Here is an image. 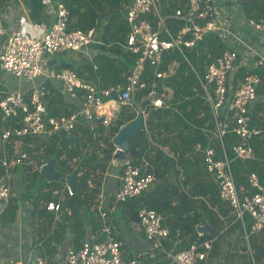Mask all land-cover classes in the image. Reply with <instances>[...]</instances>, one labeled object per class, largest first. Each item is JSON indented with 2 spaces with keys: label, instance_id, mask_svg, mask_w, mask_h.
I'll return each instance as SVG.
<instances>
[{
  "label": "trees",
  "instance_id": "1",
  "mask_svg": "<svg viewBox=\"0 0 264 264\" xmlns=\"http://www.w3.org/2000/svg\"><path fill=\"white\" fill-rule=\"evenodd\" d=\"M8 1L10 0H0V9ZM22 1L29 12L30 19L37 24L44 19L50 5L57 7L58 3H62L70 10V31L98 29L105 19L112 23L125 25L122 29V33L125 34L121 45H118L115 51L113 50V54L118 57L106 58L107 62L99 64V68L107 78L111 77L109 73L111 70L120 73L118 78L105 87L126 83L137 59L136 55L126 49L130 27L124 15L129 0ZM226 5L236 8L245 20L257 22L264 20V0H228ZM158 9L166 20L167 28L174 36L186 26L185 20L175 17L178 10H182L184 14L188 12V5L182 0H159ZM144 18H148L155 25L154 15H147ZM199 23L204 22L199 21ZM162 38H167V36L163 35ZM186 38H191V36L188 35ZM115 43L116 41L112 42V45ZM226 50H228V45L219 35L208 34L193 48L184 49L183 54L177 49L166 51L158 70L169 72V66L176 64L171 75L159 80V92L168 108L156 109L146 106L144 108L146 124H143L137 135L130 141L131 148L136 151L130 164L138 165L143 159L147 160L151 164L148 170L155 175L157 180L155 187L123 204L130 206L132 218L135 220H138L137 212L141 208L161 213L165 217L164 226L169 229L172 241L179 243L175 253L190 248L195 242L202 243L209 240L210 235L200 236L198 228L203 223V216L213 211L204 206L202 202L200 203L203 206L202 210L198 208L196 198H205L209 206L221 215H229L232 212L229 205L221 199L218 184L214 180L208 184L200 183V179L208 176V172L204 164L203 153L197 150L199 144L207 145L217 127L211 107L205 100L199 77L204 78L208 68ZM253 73L263 78L264 72L260 70L252 72L250 68L243 67L239 68L236 78L244 80L246 76ZM153 79H155V69L148 64L145 80L151 83ZM45 85L48 89L46 98L48 117L61 119L70 116L74 111L62 102L65 95L63 87L58 83L48 81ZM170 92L171 97L169 98ZM148 93L149 89L141 92L136 101L143 103ZM118 113L120 116H117L109 128L102 124L82 123L73 131L76 132L74 136L81 137V141L65 148L59 146V134L49 140L39 138L34 141V137L24 139L27 143L34 142L31 146L24 147V151L32 162L25 167L29 182L25 184L41 185L37 193L30 195L31 191L28 192V202L32 207L31 215H33L30 224L33 227L36 226L34 233L38 241H47L48 245H53V243L61 244L67 239L70 240L72 249L78 251L85 243L89 230L100 233L103 226L99 213L101 191L115 160L116 147L112 138L123 126L138 116L136 109L127 107H123ZM227 117L229 113L222 110L221 120L224 121ZM23 125V116L5 120L0 116V137L5 130L19 129ZM252 126L263 128L262 119L252 115ZM79 129L82 133L78 131ZM176 130L179 132L176 133ZM171 134L175 135L171 136ZM17 139L11 138L5 145V152L9 157L14 156L13 148L16 146ZM237 141L238 137L233 132H229L223 139L224 147L230 158H235L232 148ZM221 146L219 141L212 145L217 159H221L223 155ZM2 154L0 149V158ZM191 157L194 162L203 163L204 172L202 168L194 169L190 166ZM51 159H56L57 169L63 177L76 174L78 181L72 185L74 190L72 197L66 193L65 185L47 182L41 176L39 168ZM125 167H122L123 171ZM233 169L237 186L247 185L245 181L248 180L249 175L245 164L236 165V167L233 165ZM254 171L257 170L251 169V172ZM172 172H175L178 177L182 176L179 183L182 190L176 189L174 183L169 182ZM258 172L264 177V171L258 170ZM177 196L182 197L180 203H176ZM51 202L62 204L58 214L46 210V206ZM223 206L227 211H223ZM19 207L18 201L11 198L9 207L3 213L2 222L4 224L14 222L20 210ZM35 216H38L37 221ZM42 216L44 218H41ZM245 224L247 227L251 226L252 220L249 216L245 217ZM241 229L242 222L237 221L232 230L240 232ZM69 232L72 234L71 239L68 238ZM102 240L104 238L97 239V241ZM245 244L247 250H251L253 259L252 261L249 255L246 264H261L264 259V237L252 235L250 246L247 242Z\"/></svg>",
  "mask_w": 264,
  "mask_h": 264
},
{
  "label": "built area",
  "instance_id": "2",
  "mask_svg": "<svg viewBox=\"0 0 264 264\" xmlns=\"http://www.w3.org/2000/svg\"><path fill=\"white\" fill-rule=\"evenodd\" d=\"M182 1L188 5V12L184 14L182 10H178L175 17L185 20L186 26L174 36L167 28L165 18L160 14L159 0H129L124 15L130 27L126 49L136 55L137 59L124 85L105 89L83 82L75 70L62 69L50 72L47 69L49 59L68 52L82 51L95 41V29L69 30L71 14L64 4H57L55 23L42 36L19 33L8 37L0 20V68L3 71L32 83L43 77L45 82L61 84L65 95L71 99H77L79 91L85 92L84 108L61 119L48 117L46 106L48 89L45 82L35 84L27 93L12 92L0 100V116L4 120L20 116L24 118L23 127L5 130L0 137L3 153L0 158V216L9 207L13 197V172L29 158L24 151L9 157L5 152V145L9 139L18 138L16 144H23L26 137L49 140L60 132L70 135L78 125L85 121L93 123L98 119H103L102 125L109 128L118 116L116 105L120 103L122 108L135 109L137 96L147 89L149 93L145 101L149 100L148 106L156 109L168 108L159 92V80L171 75L176 64L169 66V72L158 70L166 51L177 49L183 54L184 49L193 48L208 34L219 35L226 44L228 40H237L241 45L247 46L231 30L234 19H227L224 16V6H227L228 0ZM151 14L156 17L155 25L148 18H144ZM236 20L244 27L264 34V20L260 22L245 20L243 16L236 17ZM199 21L204 23L200 24ZM163 35L167 38H162ZM188 35L191 38L187 39ZM238 58L237 51L228 49L208 68L204 78L199 77L205 100L211 107L217 126L212 134L222 145L223 155L221 159H217L215 149L202 144L197 146V150L203 153L206 170L218 184L221 199L232 209L236 220L242 222L245 240L250 245L252 235L264 234V177L257 172H251L247 187H238L233 160L253 159L255 150L251 141L264 135V128L252 126L251 113V107L258 99L262 78L254 73L246 76L239 89L230 96L229 77ZM148 64L155 69V79L151 83L145 80ZM250 70L264 72V56L258 57ZM115 92H121L118 101L113 98ZM222 110L229 113V117L224 121L221 120ZM144 116L145 125V111ZM229 132L235 133L238 137L232 148L235 155L233 159L229 157L223 144V139ZM150 167L151 164L145 159L138 165L130 163L126 165L115 192L117 204L127 203L154 186L157 179L149 172ZM65 191L70 197L74 195L72 186L65 185ZM61 208L60 202H51L46 206L48 212L55 214H58ZM101 216L106 218L107 213L102 212ZM246 216L252 220L250 227L245 224ZM137 218L147 241L161 246L162 242L169 238L170 231L164 226L165 217L161 213L141 208L137 212ZM102 235L104 236L102 241L86 240L78 251L71 248L67 255V264H139L138 259L128 260L123 257V245L113 237L110 226L103 227ZM2 247L11 257L9 264H31V256L15 257L11 242H5ZM212 248V241L195 242L190 248L173 254L169 264L205 262ZM34 263L48 264L42 257H37Z\"/></svg>",
  "mask_w": 264,
  "mask_h": 264
},
{
  "label": "crops",
  "instance_id": "3",
  "mask_svg": "<svg viewBox=\"0 0 264 264\" xmlns=\"http://www.w3.org/2000/svg\"><path fill=\"white\" fill-rule=\"evenodd\" d=\"M220 7H222V5ZM224 16L227 19L232 18L234 20H236V17H241L239 11L230 6H224ZM0 20L8 37L19 33L42 36L46 31L50 30L55 23L56 7L55 5H50L46 10L44 19L37 24L30 19L29 12L24 6L22 0H10L0 9ZM234 20L231 23V30L247 46H244L243 44L241 45V43L237 40H228L227 42L228 49L235 50L239 54L235 68L229 77L230 96H232L239 89L243 82V78H236L239 73V68L243 67L249 69L258 57L264 56V34L257 33L250 28H246L242 23H239L237 20L234 22ZM123 28H125V25L122 23H112L108 19L103 20L100 23L99 28L95 29L96 36L95 41L92 44L84 47L82 51L68 52L49 59L47 68L56 67L58 70H62L65 69L64 66L68 65L71 67L70 69L75 70L78 73L79 78L83 82L93 84L100 89L107 88L105 86L109 85L112 81L118 78L120 73L116 70H111L109 71L111 77L107 78L101 68H99V64H103L106 61V58L114 59L118 57L113 54V50L115 51L116 47L121 45L122 38L125 34L122 33ZM115 41V45H112V42ZM44 82L45 79L43 77L37 78L33 83L27 80L18 79L14 75L7 73L0 68V100L12 92L22 91L27 93L35 84L39 85ZM260 88V92H258V99L251 107V113L257 118L262 119V124L264 125V74ZM170 97L171 92L169 93V98ZM62 102L66 104L67 107H70L74 112L81 111L85 106V92L79 91L77 99H71L69 96L64 95ZM135 109L137 111L136 106ZM92 124L98 125V123ZM175 132L178 133L179 131L176 130ZM174 135L175 134H171V136ZM67 136L75 137L74 135ZM36 139L39 138L36 137L34 141ZM216 141V138L212 136L206 146L212 147L213 143ZM23 142V144L17 143L13 148L14 155L18 154L20 151H24V147L31 146L34 143H27L24 139ZM251 144L255 150V156L253 159L246 161L233 160V165H235V167L236 165L241 166L245 164L248 175L251 173V169L257 170L254 171L257 173H259L258 170L264 171V135L252 139ZM0 149L2 151L1 145ZM27 161L18 166L13 172L12 184L14 180L15 182L14 185H12V198L17 200L18 205H20L18 215L14 219V222L10 224H4L2 222L3 215L0 216V264H9L11 259L10 255L6 254L2 249L5 242L12 243L15 257H19L20 255L31 256V264H35L34 261L37 257L46 259L48 264H67V255L69 250L72 248L70 240L66 239L61 244L53 243V245H48L46 243L47 241H38V237L34 233L36 226L33 227L30 224L33 215H31L32 207L28 204V192L31 191L30 195L37 193L40 190L41 185L34 186L25 184L28 182L25 167L32 164L30 157ZM189 161H191L190 166L194 167V169L202 168V172L205 171L203 163L194 162L192 157ZM122 174V166L114 164L112 170L106 178L105 184L103 185L100 197V216L102 212H106L107 217H100L103 226L99 234L96 233V231L93 232L89 230L92 228L88 227L89 233L86 240L95 242L100 237L104 238L102 230L103 227L107 225L110 226L113 237L122 243L123 257L125 259H138L139 264H169L170 258L173 254H175L179 243L172 241L171 235L168 240L162 242L161 246L147 241L145 232L140 226L138 220L132 218L130 206L116 203L115 192L117 187L120 185V177ZM213 180L215 181L213 176L208 173V176L200 179V183L208 184ZM169 182H173L176 189H183L179 184L180 176L178 177L175 172H172ZM245 183L247 184V180ZM154 185H156V183ZM241 187H247V185H241ZM180 196H177L175 199L176 203H180L182 198H180ZM21 198L26 200L25 203L29 205L27 208H31L28 209V213H20L21 202L19 199ZM195 202L198 208L201 209L203 207L200 204L202 202L204 206L209 207L213 211L212 213H208L203 216V223L199 226V228L208 226V231H199V235H210L209 240L207 241L213 242V248L210 251L207 260L205 262H199L198 264H246V261L249 259V255L250 259H252L251 250H247L245 247L246 242L243 229H241L240 232L232 230L234 225L237 223L235 215L232 212L229 215L219 214L217 210L211 208L208 201L202 197L196 198ZM223 211H227L224 206ZM37 218L38 216H35L36 221ZM41 218H44V216ZM258 236L264 237V234H256V237ZM68 238L71 239L72 234L70 236L68 235ZM256 241L258 242V239H256ZM261 264H264V259Z\"/></svg>",
  "mask_w": 264,
  "mask_h": 264
},
{
  "label": "water",
  "instance_id": "4",
  "mask_svg": "<svg viewBox=\"0 0 264 264\" xmlns=\"http://www.w3.org/2000/svg\"><path fill=\"white\" fill-rule=\"evenodd\" d=\"M65 69H70V66H64ZM122 92V91H121ZM120 93H113V98L118 101L119 100V94ZM149 105V100L144 101L143 103H136V108L138 112V116L129 124L123 126L118 133L114 135L112 138V142L115 147L119 148L116 151L115 154V165H120L122 167L128 165L130 163V160L134 157L136 154V151L131 148V138L136 136L139 130L142 128L145 116H144V108ZM116 109L120 111L122 109V106L120 103L116 105ZM103 119H98L94 121L93 123L102 124ZM86 124H92L90 121H85ZM60 142L59 146L61 148H65L67 146H70L73 143H77L81 141V137L79 136H67L65 133L60 132L59 133ZM57 161L56 159L49 160L40 170L41 176L47 181V182H56L61 183L63 185H69L72 186L76 181H78V178L75 173H73L70 176L63 177L62 173L57 169ZM208 226L200 227L199 231H208ZM68 235L70 236L71 233L69 232Z\"/></svg>",
  "mask_w": 264,
  "mask_h": 264
},
{
  "label": "rangeland",
  "instance_id": "5",
  "mask_svg": "<svg viewBox=\"0 0 264 264\" xmlns=\"http://www.w3.org/2000/svg\"><path fill=\"white\" fill-rule=\"evenodd\" d=\"M236 20H234V22H235ZM65 54V53H64ZM61 55H63V54H61ZM50 72H52V71H60V70H58V68H56V67H52V68H47ZM49 82V81H48ZM60 86H61V84H59ZM261 89V88H260ZM254 105V104H253ZM252 105V106H253ZM118 116H120V113H118ZM81 125V124H80ZM78 127V126H77ZM80 133H82V130H78ZM72 135H74V134H76V132L74 133H71ZM69 135V134H68ZM14 182H15V180H14ZM14 182H13V184L12 185H14ZM20 183V182H19ZM19 185V184H18ZM175 186H177V185H175ZM12 193H13V187H12ZM19 201L21 202V211H20V213H22V214H24V213H28L29 212V210L28 209H31L30 207H28L27 208V206H29V205H27V203H25V201L26 200H23V198H21V199H19ZM28 204H30V202H28Z\"/></svg>",
  "mask_w": 264,
  "mask_h": 264
}]
</instances>
